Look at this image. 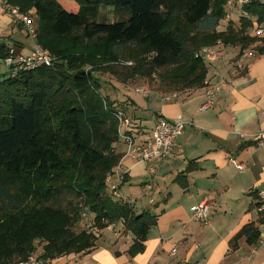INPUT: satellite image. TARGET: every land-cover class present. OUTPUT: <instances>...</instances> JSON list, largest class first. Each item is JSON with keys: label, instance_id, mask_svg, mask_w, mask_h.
Wrapping results in <instances>:
<instances>
[{"label": "trees", "instance_id": "trees-1", "mask_svg": "<svg viewBox=\"0 0 264 264\" xmlns=\"http://www.w3.org/2000/svg\"><path fill=\"white\" fill-rule=\"evenodd\" d=\"M5 1L32 16L34 41L53 64L15 76L0 70V264L28 262L38 248L43 261L89 252L99 232L119 221L134 236L128 254L142 252L157 215L136 214L108 192L106 176L122 158L114 150L122 108L103 95L98 75L120 78L117 65L130 61L128 78L155 75L154 91L204 88L208 69L195 57L200 48L220 43L238 47L239 57L249 50L264 56V35L250 36L244 15L264 28V1L235 9L228 0ZM102 5L127 19L97 22ZM8 51L0 44V67ZM195 169L189 162L180 176ZM242 236L253 245L259 231L247 225L236 237Z\"/></svg>", "mask_w": 264, "mask_h": 264}, {"label": "crops", "instance_id": "crops-1", "mask_svg": "<svg viewBox=\"0 0 264 264\" xmlns=\"http://www.w3.org/2000/svg\"><path fill=\"white\" fill-rule=\"evenodd\" d=\"M2 2L0 44L28 54L35 41L13 22ZM216 49L217 58L206 62L204 88L167 94L135 89L142 101L126 92L114 98L105 94L120 104L131 121L114 145L115 152L122 155L119 173L126 177L119 186L121 199L136 214L147 209L157 215L143 251L128 254L134 236L119 221L99 232L91 251L44 264H264V245L258 241L250 245L244 236L236 237L243 227L254 225L258 240L264 238V216L256 210L257 193L264 187V144L254 141L264 132V56L242 58L238 47L222 44ZM102 82L105 86L106 81ZM123 86L128 85L120 89ZM209 86L220 89L213 107L201 112ZM177 117L185 126L167 160L150 164L125 156L124 135L139 142L158 120ZM230 160L243 169L237 170ZM189 162L196 169L180 176ZM203 200L210 206L206 224L192 220L194 209Z\"/></svg>", "mask_w": 264, "mask_h": 264}, {"label": "built area", "instance_id": "built-area-1", "mask_svg": "<svg viewBox=\"0 0 264 264\" xmlns=\"http://www.w3.org/2000/svg\"><path fill=\"white\" fill-rule=\"evenodd\" d=\"M250 0H228L227 7L230 9H235V7L243 8L249 4ZM3 10L12 18L15 24H20L27 36L33 40L36 37V27L33 18L29 14L21 13L19 8L10 5L7 1L2 2ZM245 17L250 18L251 28L249 30V35L254 37H262L264 35V28L257 24L256 19L253 17H248L244 13ZM225 20H231L230 14H227ZM220 44V43H218ZM218 51L216 46H206L200 48L195 53V57L201 58L204 62H211L217 58ZM253 51H245L242 58L253 56ZM53 64V58L50 53L41 48L40 46L34 44L32 50L28 54L17 53L14 47H10L7 56L2 62V66L8 70L11 76H15L19 71H29L41 66L51 67ZM240 68V65L239 67ZM218 86H209L206 88V101L200 107V111H205L208 108L213 107L215 103V95L219 92ZM117 117L120 123L119 133L123 128H128L130 126V121L126 118L122 112L117 113ZM185 123L181 117H177L172 121L158 120L152 129L145 133L139 142L130 136L124 135V140L127 145V150L125 156L137 160L143 163H155L163 162L167 160L169 156L172 155L175 149L176 139L182 135ZM254 141L256 144H264V132L258 134ZM230 163L237 169L242 170V164H239L235 160H230ZM148 171L153 172V168L149 167ZM122 182V175L119 173V165L116 170H113L106 176V185L110 196L114 199L121 198L119 192V185ZM150 187H148L149 189ZM258 204L256 206L257 212L264 216V187L260 189L257 193ZM210 206L206 200L200 202L192 213V220L200 223L206 224L209 220ZM84 218L85 229H88L91 224V219L86 213L82 214ZM258 245H264V238L258 240ZM19 264H44L43 260L32 258L28 262Z\"/></svg>", "mask_w": 264, "mask_h": 264}, {"label": "rangeland", "instance_id": "rangeland-1", "mask_svg": "<svg viewBox=\"0 0 264 264\" xmlns=\"http://www.w3.org/2000/svg\"><path fill=\"white\" fill-rule=\"evenodd\" d=\"M65 2H70V1H65ZM127 19V16H123V15H119L116 14L113 7L111 6H100L99 8V12H98V16H97V22H105V23H113L115 21H123ZM34 24H35V20L33 19ZM225 22L224 20H222L219 24V29H221L222 27H224ZM250 51V50H249ZM134 66L133 62H122L117 65L116 68V73L120 74V78H117V76H112L109 73L103 74L101 76V74H99V78L106 81V85L104 86V83L102 82V93L103 95H105L106 93L110 94L111 98H114L113 95H121V93L126 92V95H128V97H131L132 99H137L138 101H142L140 98H138L137 96L140 97V95H138V93L135 92V89H140L142 92L145 91H153L156 90L157 86H158V78L154 75L152 78H141V77H131L128 78L129 75V70ZM0 70L2 73H6L7 69L4 68L3 66L0 67ZM125 79V84H127L128 86H123L122 89H120V87L123 85L121 84L120 80ZM114 84L115 88L112 86V83ZM124 84V85H125ZM130 86H132L130 88ZM115 89V90H114ZM164 94L170 93V92H163ZM111 100V99H110ZM113 100V99H112ZM122 112V111H121ZM122 114L128 118L123 112ZM117 117V115H116ZM118 120V132L120 129V123H119V119L117 117ZM130 121V120H129ZM121 133H119V136ZM41 253V249L38 248V250L36 251V253L33 255V259L37 258L39 259L38 256H40ZM41 260V259H40ZM45 262V261H44Z\"/></svg>", "mask_w": 264, "mask_h": 264}]
</instances>
